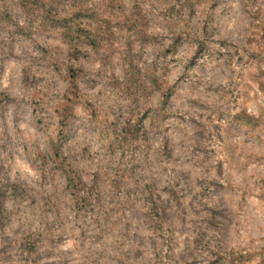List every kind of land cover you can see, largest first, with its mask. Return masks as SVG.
Here are the masks:
<instances>
[{
	"label": "clouds",
	"instance_id": "obj_1",
	"mask_svg": "<svg viewBox=\"0 0 264 264\" xmlns=\"http://www.w3.org/2000/svg\"><path fill=\"white\" fill-rule=\"evenodd\" d=\"M0 264H264V0H0Z\"/></svg>",
	"mask_w": 264,
	"mask_h": 264
},
{
	"label": "rangeland",
	"instance_id": "obj_2",
	"mask_svg": "<svg viewBox=\"0 0 264 264\" xmlns=\"http://www.w3.org/2000/svg\"><path fill=\"white\" fill-rule=\"evenodd\" d=\"M90 42L93 43V46H95V41H91V40H90Z\"/></svg>",
	"mask_w": 264,
	"mask_h": 264
},
{
	"label": "trees",
	"instance_id": "obj_3",
	"mask_svg": "<svg viewBox=\"0 0 264 264\" xmlns=\"http://www.w3.org/2000/svg\"><path fill=\"white\" fill-rule=\"evenodd\" d=\"M93 44V43H92Z\"/></svg>",
	"mask_w": 264,
	"mask_h": 264
}]
</instances>
